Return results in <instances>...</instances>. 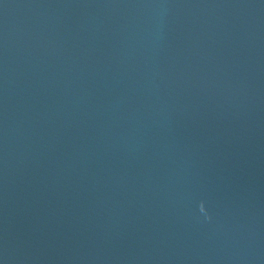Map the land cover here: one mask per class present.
<instances>
[{
  "label": "water",
  "instance_id": "1",
  "mask_svg": "<svg viewBox=\"0 0 264 264\" xmlns=\"http://www.w3.org/2000/svg\"><path fill=\"white\" fill-rule=\"evenodd\" d=\"M0 264H264V0H0Z\"/></svg>",
  "mask_w": 264,
  "mask_h": 264
}]
</instances>
